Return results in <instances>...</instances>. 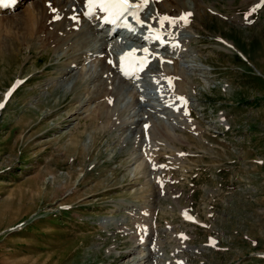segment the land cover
<instances>
[{
	"label": "rangeland",
	"instance_id": "374dc122",
	"mask_svg": "<svg viewBox=\"0 0 264 264\" xmlns=\"http://www.w3.org/2000/svg\"><path fill=\"white\" fill-rule=\"evenodd\" d=\"M29 2L0 19L25 16ZM204 2L177 47L190 77L181 88L186 118L200 132L160 128L177 160L152 206L133 195L141 175L131 174L134 149L118 140L116 122L86 118L96 61L69 73L66 49L25 48L19 30L0 29L8 39L0 46V264L134 263L146 254L142 226L169 263L264 264V0ZM87 39L91 49L100 44L96 32ZM155 152L160 167L166 159ZM175 236L194 251L174 252Z\"/></svg>",
	"mask_w": 264,
	"mask_h": 264
},
{
	"label": "bare ground",
	"instance_id": "6f19581e",
	"mask_svg": "<svg viewBox=\"0 0 264 264\" xmlns=\"http://www.w3.org/2000/svg\"><path fill=\"white\" fill-rule=\"evenodd\" d=\"M26 1L27 0H18L10 8L2 12L0 11V14L11 12V10L17 9L16 7L20 3ZM190 3L193 8H191L192 11L187 12L188 7L183 10L185 7V0H148L147 5L139 12V17L140 20L150 26L151 31H149L147 25L144 28H148L149 33L154 32L155 36H151L152 42H147L146 37L140 41V44L149 48L150 52L147 54L132 55V57L135 58V62L146 61L143 69L140 70L138 68L133 74H128L121 69V57L125 56V52L119 50L116 44L111 42L114 39V35H107V32L103 31L100 33V44L97 47L95 45V47L91 49L89 45L90 40L88 41L89 38L87 39L88 49L83 45L79 46L80 44L87 46V33L89 32L94 35L97 25L100 24L98 18H103L102 13L100 16L96 15L94 17H89L87 15V8L85 7V0H31V2L28 3V10L25 16H20L19 18L10 17L4 20L0 19V29L7 28L19 30V32L25 36V44H22L25 48L33 46L34 49L39 50H47L50 48L53 50L66 49L63 56H66L65 61L67 62L63 63L61 66L63 68L66 67L65 70L69 71V73L77 69L79 63L83 65L89 60L96 61V63L94 62L93 64L99 68L98 70H96V67L95 69L93 68V70H90V67L87 69L90 73L94 74V76L91 82H89L90 87L87 89L90 95H88L89 100L87 102L90 107L87 109L86 113L88 114L86 118H90L96 123V121L108 117L110 121L116 122L119 128L118 140L125 144L129 142L128 144L134 149L131 156L132 160L129 158L130 168L133 166V168H131V174L134 177L141 175L137 177L141 179L139 189L135 190L136 194L133 195L148 206H152L155 201L159 200V196L164 194V190L168 186L167 182H169V177L167 179L166 174L173 168L170 167L171 157L168 156V152H176L174 150L175 148L171 147L170 143L166 140L172 137L165 136V138H162L160 128H164V133L166 135H170L174 127L180 128V132L185 130L195 135L200 132L197 126L186 118L185 111H188V109H186L188 101L186 99V93L183 92L181 88L186 83L188 84V79L190 77L187 75L188 65L182 60L184 57L182 55L184 54L179 51L184 48L179 47L180 49L176 50V47L177 42H181V44L183 41L186 42L184 38L187 37L186 34L187 31H189L187 27H191V25L188 26L189 18L193 19L191 16L195 14V12L198 13L200 10L199 5L204 4L205 9L210 6L205 4L204 0H191ZM50 4L51 6H49ZM211 10L210 8L209 11ZM72 17H76L77 20L74 21ZM164 17L169 18L171 25L168 21H165L163 26H161L160 20ZM181 17H184V19H181ZM192 17L195 16L193 15ZM120 25H122L121 22L116 23V26ZM28 32L31 33L32 38L27 37ZM156 34L159 35L160 39L156 38ZM118 35L116 34V36ZM2 39H4V41L8 40L7 38H2L0 34V46L3 44ZM84 39L85 41H83ZM128 39L136 41V37L131 34L128 36ZM148 40H150V38H148ZM161 41H163V43ZM6 45L9 48L14 46L12 43L10 45L7 43ZM184 52H186V50L183 51V53ZM3 55H6V53L2 54V56ZM152 60H155L158 65L155 64L150 68L151 74H146L145 71L151 66ZM166 62H169L168 64L172 66L169 67ZM192 72L193 71H191V73ZM56 78L55 76V81ZM65 78L68 77L61 75L60 79L56 82L60 83V81L63 80L62 82L65 83ZM149 78L155 79V83L152 81L149 82ZM140 83H144L147 87L143 89L137 88ZM152 83L155 84L156 88L162 89L164 96H156L153 93L156 88L148 86ZM123 91L126 95H129L128 101H126V97L123 98ZM179 98H183V100ZM87 106L88 105H86V107ZM118 119L120 121H117ZM94 128H96L94 130L98 129V127H95V124ZM173 138H175V136H173ZM157 141H161L163 147L159 148ZM137 146L142 147L141 153H138V149L136 150ZM158 149L162 151L159 157L164 155L163 158L166 159L165 164L160 167L157 166V159L155 160L154 157L158 154H155V151ZM176 158H174V160ZM174 160H172V162ZM132 161H134V165ZM173 163H175V161ZM160 171L161 175H158ZM143 182L145 183V188L142 184ZM154 185L156 191H154V194H151L148 191ZM143 188L145 190H143ZM140 189L143 191H140ZM133 204H131L132 207L135 206ZM179 211L182 218L184 216V218H186L187 213H182V208ZM111 224L117 226L121 223L118 221H111ZM104 225H106V223ZM132 227H134V225ZM142 227L140 229L138 228L141 232L138 233L136 231V234L138 233L137 236L139 237L145 236L143 241V243L147 242L144 244L146 250L145 257H141L140 261L134 263H131V261L129 264H185V261H183L185 259L182 257L177 260L174 258L170 263L164 260L162 258V244L160 242H155L156 236L153 233H147V230L142 229ZM137 236L133 238H137ZM177 237L178 236H175L174 240L178 243L179 238L177 239ZM181 238L186 239L187 237L182 235ZM185 244L184 241L179 242V247L175 248V251H173L177 253L186 250L189 252L194 251L192 247L189 248ZM181 245L187 249L180 250V248H182ZM138 247H141V245ZM137 251V247H134V249L131 248L128 255L125 257L134 255ZM194 255L192 254L193 257H195Z\"/></svg>",
	"mask_w": 264,
	"mask_h": 264
},
{
	"label": "snow or ice",
	"instance_id": "6c2138e0",
	"mask_svg": "<svg viewBox=\"0 0 264 264\" xmlns=\"http://www.w3.org/2000/svg\"><path fill=\"white\" fill-rule=\"evenodd\" d=\"M15 2L16 0H8V3L10 4H14ZM147 3L148 0H85V7L87 8V15L89 17L94 16L97 10H99V12L103 14V18L106 23L115 24L117 22H121L124 23L125 26H127L128 17H131L132 20L135 21L137 24H139L141 27H145L146 26L145 22L140 20L139 12L143 10V8L147 5ZM3 5H4V0H0V6ZM49 6H51V4ZM72 19L74 21L77 20L76 17H72ZM181 19H184V17H181ZM165 21H168L171 25V21L169 20V18L164 17L160 20L161 26H163V23ZM148 27H149V31H151L150 26ZM129 30L131 31L132 29L130 28ZM148 38L151 37H146V39ZM156 38L160 39L158 34H156ZM161 42L163 43V41ZM134 51L135 50H133V52ZM144 51L147 54V49H145ZM121 63L122 64L124 63V57H121ZM145 64L146 61H137L135 63V67L142 70ZM179 99L183 100V98H179ZM185 114L187 113L185 112Z\"/></svg>",
	"mask_w": 264,
	"mask_h": 264
}]
</instances>
